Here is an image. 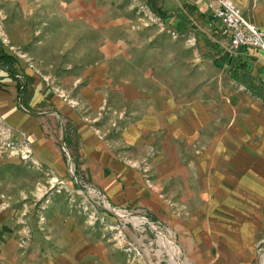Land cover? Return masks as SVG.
Wrapping results in <instances>:
<instances>
[{"label": "rangeland", "instance_id": "rangeland-1", "mask_svg": "<svg viewBox=\"0 0 264 264\" xmlns=\"http://www.w3.org/2000/svg\"><path fill=\"white\" fill-rule=\"evenodd\" d=\"M60 1L68 5L77 0H0V24H5L9 36L8 41L0 42V56L12 59L2 60L0 69L17 83V102L26 114L50 115L45 136L54 140L61 153L60 164L48 161L40 155L33 137L0 121V264H195L185 255L177 226L147 206L112 200L89 177L83 169L85 157L75 123L58 113L51 98L39 108L29 109L24 104L28 76L47 75L46 92L57 97L53 101L61 99L82 113L113 116L105 114L115 106L112 92L104 100L99 95L114 83L107 89L105 82L91 86L94 83L72 77L85 68L77 63L82 58L93 65L91 69L99 67L94 64L104 60L106 40L116 39L115 28L122 21L136 27L139 34L128 38V47L122 50L128 60L114 62L109 74H120L124 84L142 92L166 88L172 97L185 96L190 101L188 107L196 97L205 106L213 100L221 107V100L214 96L217 91L251 88L252 82L260 85L264 73L258 67L247 70L243 65L216 64L217 57L207 47L202 53L181 50L179 42L195 36L196 29L194 19L188 18L191 30L185 38L169 30V18L184 13L183 5L177 2L166 6L167 0H155L150 8L145 0H82L91 13H69L67 22L66 14L52 13ZM12 9L23 10L6 13ZM83 29L89 31L84 39ZM67 38L75 43L68 51ZM82 45L87 49L82 50ZM163 136L162 130H154L152 139L160 141ZM251 140L263 147L264 130ZM147 164L142 163L144 173L152 180ZM261 166L264 169L263 163H257L258 170ZM230 211L222 209L224 225ZM263 232L257 233L256 264L261 263ZM5 250L10 251L7 256L13 262L2 258Z\"/></svg>", "mask_w": 264, "mask_h": 264}, {"label": "crops", "instance_id": "crops-1", "mask_svg": "<svg viewBox=\"0 0 264 264\" xmlns=\"http://www.w3.org/2000/svg\"><path fill=\"white\" fill-rule=\"evenodd\" d=\"M145 1L154 8L155 0ZM232 1L251 23L264 30V0ZM60 2L52 13L66 14L67 22L71 18L69 13H91L90 6L82 0L68 5ZM175 2L183 5L184 13L179 12V18L164 14L170 17L169 30L185 38L184 34L191 30L188 18L194 19L196 29L195 36L186 38L187 42H179L181 50L202 53L203 47H207L217 57L216 64L243 65L247 70L258 67L264 73L262 51L247 48L233 54L227 52L226 39L212 29L207 0H167L166 6ZM12 10L6 13H21L23 9ZM115 30L116 39L106 40L104 60L94 64L99 67L91 69L93 65L82 58L77 63L85 68L72 77L74 81L94 83L91 86L105 82L107 89L114 83L107 92H99L101 100L112 92L115 106L105 114L113 116L82 113L61 99L53 101L57 97L51 91L46 92L44 80L49 77L42 73L28 76L24 104L29 109L39 108L51 98L58 113L75 123L85 157L83 169L89 177L104 188L112 200L147 206L169 224L177 226L185 255L195 264H256L257 233L264 231V169L261 166L258 170L257 163L264 165V146L253 145L251 139L264 130V80L260 85L252 82L251 88L217 91L214 96L221 100V107L213 100L205 106L199 97L188 107L190 101L185 96L172 97L166 88L142 92L124 84L120 74H109L114 62L121 64L128 60L122 50L127 49L128 38L139 34L136 27L123 25V21ZM85 34L89 31L83 29L82 39ZM8 40L5 24H0V42ZM74 44L68 40L66 50ZM1 45L4 51L10 52L6 44ZM85 48L81 46L82 50ZM17 98V83L0 69V121L33 137L40 155L60 164L61 153L54 140L45 136L50 115L26 114ZM154 130L163 131L162 140L152 139ZM119 148L120 155L117 154ZM134 163L136 167L132 166ZM142 163H150L147 168L152 180H147ZM222 209L232 210V217L227 218L225 225ZM237 214L238 217H234ZM4 253L2 258L6 260L10 251Z\"/></svg>", "mask_w": 264, "mask_h": 264}, {"label": "built area", "instance_id": "built-area-1", "mask_svg": "<svg viewBox=\"0 0 264 264\" xmlns=\"http://www.w3.org/2000/svg\"><path fill=\"white\" fill-rule=\"evenodd\" d=\"M207 1L212 13V29L218 30L226 39L228 53L233 54L247 48H256L264 53V30L251 23L240 7L232 0ZM259 253L260 264H264V245L259 246Z\"/></svg>", "mask_w": 264, "mask_h": 264}, {"label": "trees", "instance_id": "trees-1", "mask_svg": "<svg viewBox=\"0 0 264 264\" xmlns=\"http://www.w3.org/2000/svg\"><path fill=\"white\" fill-rule=\"evenodd\" d=\"M2 60H5L6 62H8V61H11L12 59L10 58V56L3 55V56H0V62H2ZM254 94L258 97H261V94L258 92H254Z\"/></svg>", "mask_w": 264, "mask_h": 264}]
</instances>
